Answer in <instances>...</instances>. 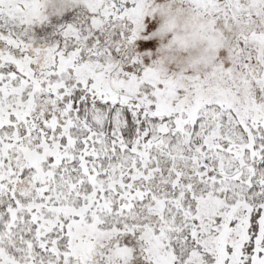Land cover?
<instances>
[{"label":"snow or ice","instance_id":"obj_1","mask_svg":"<svg viewBox=\"0 0 264 264\" xmlns=\"http://www.w3.org/2000/svg\"><path fill=\"white\" fill-rule=\"evenodd\" d=\"M0 264H264V0H0Z\"/></svg>","mask_w":264,"mask_h":264}]
</instances>
